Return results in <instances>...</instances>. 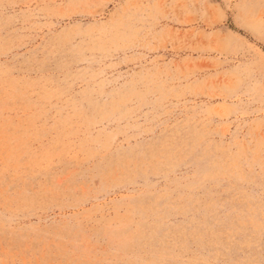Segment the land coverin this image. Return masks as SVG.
I'll return each mask as SVG.
<instances>
[{
	"label": "rangeland",
	"instance_id": "obj_1",
	"mask_svg": "<svg viewBox=\"0 0 264 264\" xmlns=\"http://www.w3.org/2000/svg\"><path fill=\"white\" fill-rule=\"evenodd\" d=\"M0 264H264V0H0Z\"/></svg>",
	"mask_w": 264,
	"mask_h": 264
}]
</instances>
